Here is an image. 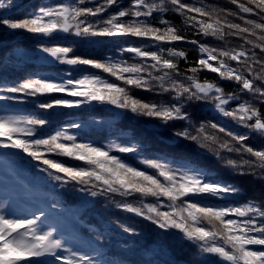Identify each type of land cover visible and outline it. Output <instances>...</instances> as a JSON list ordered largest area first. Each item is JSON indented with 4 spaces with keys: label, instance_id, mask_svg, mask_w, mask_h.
<instances>
[{
    "label": "snow or ice",
    "instance_id": "obj_1",
    "mask_svg": "<svg viewBox=\"0 0 264 264\" xmlns=\"http://www.w3.org/2000/svg\"><path fill=\"white\" fill-rule=\"evenodd\" d=\"M0 34V264H264V0H0Z\"/></svg>",
    "mask_w": 264,
    "mask_h": 264
},
{
    "label": "trees",
    "instance_id": "obj_2",
    "mask_svg": "<svg viewBox=\"0 0 264 264\" xmlns=\"http://www.w3.org/2000/svg\"><path fill=\"white\" fill-rule=\"evenodd\" d=\"M27 2V0H26ZM205 3L208 4H216L218 7H223L226 3L227 0H204ZM233 9L235 8V6H230ZM20 16H23V13H17ZM173 19V22L177 25H182L183 24V19L175 16V17H171ZM8 42L12 45H15L16 47H18L22 54H26L28 55L30 53L31 47L33 45V41L31 38L29 37H21V38H16V37H8ZM209 41L213 44V45H217L220 44L221 42L217 41L215 38L209 37L208 38ZM5 38L2 34H0V44H3ZM237 41H235V39L232 40V46H235V43ZM107 45L106 44H100V45H86L83 48H79L77 49V51L79 52V54L85 56L86 58H91L93 55H101V54H106L107 53ZM3 51V48L0 47V52ZM25 56V55H24ZM48 71H67L68 70V66L66 65H58V68H49L47 69ZM91 71H99V70H91ZM207 70H204V72H206ZM101 75L105 76L106 78L109 79H114L112 77H108L107 74H103L100 73ZM216 74L214 73H209V75L207 77L204 76V73H201V79H211L213 76H215ZM119 83V82H118ZM143 95V94H141ZM100 111V113L102 115L106 114L104 113L102 110H97ZM72 114V110H64V113L62 114L64 118H67L68 115ZM119 123V127H120V135L116 136V135H112L109 136V138L104 141L105 143H120L122 142L124 139L132 136L135 132L134 129L130 128L128 125L130 123L129 118H122V120ZM137 128L140 127L139 124L136 125ZM146 131H148L149 135H151V129H147ZM113 153H117V150L115 148H113ZM118 154V153H117ZM143 157H137L135 159V161H132L136 164H139V160L142 159ZM60 159H65V158H60ZM74 163H79L78 161H74ZM131 199V198H130ZM147 202V201H145ZM114 211H118V210H114ZM119 218L121 220H124L128 223H139L140 218L135 217L134 214H128V213H119Z\"/></svg>",
    "mask_w": 264,
    "mask_h": 264
},
{
    "label": "rangeland",
    "instance_id": "obj_3",
    "mask_svg": "<svg viewBox=\"0 0 264 264\" xmlns=\"http://www.w3.org/2000/svg\"><path fill=\"white\" fill-rule=\"evenodd\" d=\"M25 56H27L26 54H24Z\"/></svg>",
    "mask_w": 264,
    "mask_h": 264
}]
</instances>
